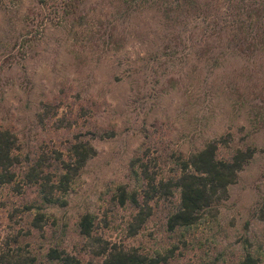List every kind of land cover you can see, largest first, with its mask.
I'll return each instance as SVG.
<instances>
[{
    "label": "rangeland",
    "instance_id": "obj_1",
    "mask_svg": "<svg viewBox=\"0 0 264 264\" xmlns=\"http://www.w3.org/2000/svg\"><path fill=\"white\" fill-rule=\"evenodd\" d=\"M0 130L21 162L0 185V260L44 264L57 248L101 264L108 244L166 264H264V0H0ZM214 141L223 160L255 152L227 198L174 232L180 192L156 198L131 236L143 170L170 180ZM75 144L95 155L45 204L28 171L40 163L55 182Z\"/></svg>",
    "mask_w": 264,
    "mask_h": 264
},
{
    "label": "trees",
    "instance_id": "obj_2",
    "mask_svg": "<svg viewBox=\"0 0 264 264\" xmlns=\"http://www.w3.org/2000/svg\"><path fill=\"white\" fill-rule=\"evenodd\" d=\"M220 141L208 144L204 150L191 155L186 160L179 161L178 174L170 180H156L148 170H143L146 180L144 203L133 195L130 201L137 213L129 227L131 236L137 235L152 217L150 203L156 198L169 199L175 191L180 192V203L167 220L168 230L189 228L196 225L208 211L216 209L227 198L229 188L235 185L239 174L253 159L252 149L238 151L229 160L219 158ZM18 139L8 130H0V185L11 184L16 179L15 168L20 165L16 156ZM71 161L66 162L62 157L57 158L56 169L60 172L57 180L52 181L51 174L41 170L42 164L31 167L26 176L28 183L38 185L45 204L61 201L57 195H66L74 178L79 175L88 161L95 155V150L89 144H75L71 149ZM120 204L128 201L127 192L122 190ZM38 227V226H37ZM80 233L85 238H91L93 222L90 215H85L79 224ZM101 264H166L167 256L150 257L137 250H127L116 246H104L98 253ZM0 264H42L36 257L24 258L19 255L1 259ZM44 264H92L70 255L64 250L52 248L46 255ZM241 264H255L252 256L248 255Z\"/></svg>",
    "mask_w": 264,
    "mask_h": 264
}]
</instances>
